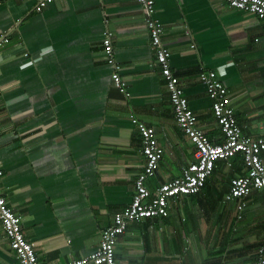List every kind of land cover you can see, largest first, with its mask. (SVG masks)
<instances>
[{
  "label": "crops",
  "instance_id": "obj_1",
  "mask_svg": "<svg viewBox=\"0 0 264 264\" xmlns=\"http://www.w3.org/2000/svg\"><path fill=\"white\" fill-rule=\"evenodd\" d=\"M0 0V190L22 216L42 264L95 251L103 228L127 206L145 164L132 116L156 129L164 149L154 190L181 176L195 146L178 126L138 0ZM163 43L200 127L224 140L202 68L229 64L222 80L245 134L264 138V21L227 0H155ZM128 82L113 85L103 31ZM9 38L5 41L4 38ZM27 54V55H26ZM264 158V152H263ZM219 161L204 189L170 202L168 216L129 224L116 264H255L264 246V188L237 218L226 202L246 166ZM0 264H20L0 222Z\"/></svg>",
  "mask_w": 264,
  "mask_h": 264
},
{
  "label": "built area",
  "instance_id": "obj_2",
  "mask_svg": "<svg viewBox=\"0 0 264 264\" xmlns=\"http://www.w3.org/2000/svg\"><path fill=\"white\" fill-rule=\"evenodd\" d=\"M25 1V0H19ZM53 0H37V9L42 10ZM146 13V23L153 48L156 50V63L169 92L178 126L195 146L194 159L183 167L181 176L163 182L152 190L147 184L153 177L164 156V149L156 136V129L132 116V122L140 130L142 152L145 164L139 172L131 202L113 215L111 224L103 228L99 247L90 254L73 258L64 264H116V244L132 222L146 218L165 217L169 214L170 202L181 196L195 195L202 191L208 178L214 173L219 161H225L232 168V159L241 155L246 171L230 180L229 190L224 195L226 202H236L237 218L243 217L247 208L248 196L256 189L264 188V138L245 134L232 105L231 94L222 80L229 64L214 69L200 71L199 78L206 86L212 99L213 113L221 127L224 140L215 142L199 125V120L190 107L189 99L179 75L171 65V51L163 43L164 27L156 16L155 0H138ZM230 7L254 13L264 21V0H227ZM7 42L9 38L5 37ZM103 53L112 67V82L117 90L129 97L130 91L126 78L121 73L122 64L114 53V32L106 28L102 37ZM27 55V54H26ZM3 170L0 168V177ZM0 222L10 246L20 264H42L34 243L28 240L22 228V216L9 204L0 190ZM255 264H264V246L259 248Z\"/></svg>",
  "mask_w": 264,
  "mask_h": 264
},
{
  "label": "trees",
  "instance_id": "obj_3",
  "mask_svg": "<svg viewBox=\"0 0 264 264\" xmlns=\"http://www.w3.org/2000/svg\"><path fill=\"white\" fill-rule=\"evenodd\" d=\"M217 167H218V166H217ZM217 167H216V169H217ZM216 169L214 170V172L216 171ZM207 181H208V180H207ZM207 181H206V183H207ZM205 186H206V184H205ZM205 186H204V187H205ZM203 189H204V188H203ZM203 189H202V190H203Z\"/></svg>",
  "mask_w": 264,
  "mask_h": 264
}]
</instances>
